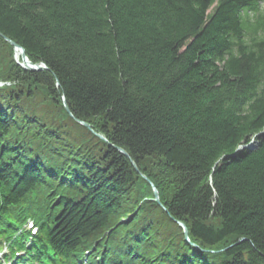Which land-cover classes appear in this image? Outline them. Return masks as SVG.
Here are the masks:
<instances>
[{"label": "trees", "instance_id": "1", "mask_svg": "<svg viewBox=\"0 0 264 264\" xmlns=\"http://www.w3.org/2000/svg\"><path fill=\"white\" fill-rule=\"evenodd\" d=\"M262 3L0 0L46 68L0 38V235L33 217L40 264H264Z\"/></svg>", "mask_w": 264, "mask_h": 264}, {"label": "water", "instance_id": "2", "mask_svg": "<svg viewBox=\"0 0 264 264\" xmlns=\"http://www.w3.org/2000/svg\"><path fill=\"white\" fill-rule=\"evenodd\" d=\"M0 38H2L5 42H7V43L13 48V50H14L15 53H16V52H19V57H20V59H21V62L23 63L22 67H23L25 70H29V71H42V70H45V69H46L45 66L42 65V64H41V65H33V64H31L30 62H28V60L26 59V56H25V54H24L23 49H21V48L18 47L15 43H13L12 41L6 39V38L3 37L2 35H0ZM63 106H64L65 111H66L68 114H70L69 111H68V109H67V107H66V104H65L64 101H63ZM79 124H80L81 126H83L84 128H86L87 130H90V128H89V126H88L87 124L82 123V122H80ZM97 137H99V136H97ZM99 138H100V137H99ZM100 139H101V138H100ZM117 151H118L119 153L125 155L121 150L117 149ZM132 165H133V164H132ZM135 169H136V168H135ZM142 177H143V176H142ZM143 179L146 180V178H144V177H143ZM151 189H152V192H153V195H154V200H155V202L158 203V194H157L156 190H155L153 187H151ZM179 225L183 228L184 235L186 236V230H185L184 226H183L182 224H179Z\"/></svg>", "mask_w": 264, "mask_h": 264}, {"label": "rangeland", "instance_id": "3", "mask_svg": "<svg viewBox=\"0 0 264 264\" xmlns=\"http://www.w3.org/2000/svg\"><path fill=\"white\" fill-rule=\"evenodd\" d=\"M264 8V7H263ZM243 149V147H240L239 149H238V151H240V150H242Z\"/></svg>", "mask_w": 264, "mask_h": 264}, {"label": "bare ground", "instance_id": "4", "mask_svg": "<svg viewBox=\"0 0 264 264\" xmlns=\"http://www.w3.org/2000/svg\"><path fill=\"white\" fill-rule=\"evenodd\" d=\"M16 55H17L16 57H18L19 56V52H16Z\"/></svg>", "mask_w": 264, "mask_h": 264}]
</instances>
